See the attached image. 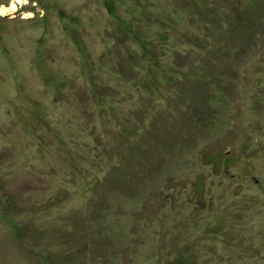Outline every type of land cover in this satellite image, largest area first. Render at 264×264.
I'll list each match as a JSON object with an SVG mask.
<instances>
[{"label": "rangeland", "instance_id": "1", "mask_svg": "<svg viewBox=\"0 0 264 264\" xmlns=\"http://www.w3.org/2000/svg\"><path fill=\"white\" fill-rule=\"evenodd\" d=\"M253 2L0 0V264H161L189 247L198 264H264ZM250 20L254 40H226ZM201 79L194 108L187 90ZM134 147L152 154L146 183L175 196L163 208L138 212L107 187L138 169ZM103 192L111 230L96 224L106 205L90 208Z\"/></svg>", "mask_w": 264, "mask_h": 264}, {"label": "trees", "instance_id": "2", "mask_svg": "<svg viewBox=\"0 0 264 264\" xmlns=\"http://www.w3.org/2000/svg\"><path fill=\"white\" fill-rule=\"evenodd\" d=\"M254 5L251 7V14L252 16H256V18L258 19V17L262 16L264 14V6L262 5V1L261 0H254ZM250 6V5H249ZM253 22L250 20L249 24L247 25V27L243 28V29H239V27L237 26V24H235V26L233 27L232 30L228 31L225 36H229L226 37V40H230V41H235L234 39H238L239 43H244L249 44L248 42L251 41L254 36L252 37V35H255L254 33L251 32V25ZM254 27V25H253ZM264 28V24L261 21V31ZM230 38V39H229ZM254 40V39H253ZM177 56L180 58V60H184L186 59L185 55H180V53H176ZM196 83L194 85H190L189 86V91L187 90V93L189 94V96H191L192 98V104L194 105V108H197V106L200 104L201 101L204 100L205 96L207 97V93L205 91V79H201V80H195ZM197 111H194V113H196ZM193 113V112H192ZM186 117L191 119L192 115L190 116L189 113H185ZM164 137V138H162ZM160 143V151H163L167 146H168V137L166 135V133L161 134V137L157 139ZM138 145V144H137ZM136 145V146H137ZM135 154L139 155L137 157V159H135ZM129 156L133 157L132 158L130 164L131 165H137L138 169L134 168L133 170H129V172L127 173V175H123L120 176L118 179H114L112 180L110 183H108L107 181L110 179L108 177L104 178L103 182H107V187H111V188H115L118 191L119 197L120 198H127L125 201L129 200L130 196L131 198H134L137 200L136 203V210L139 212H146L148 209L151 208H155L157 209V207L159 206V208H163L167 202H171L172 200H174L175 196H173L172 193H169V190L167 191H162L160 189H158V184H160L159 182L156 184H149L146 183V179L149 180H154V176H153V172L151 170V163H152V154H149L151 156L150 159H146L143 156V151L141 152L140 149H137L136 147H134L132 153L128 154ZM205 155V154H203ZM211 159H217L218 158V154L214 153L212 155H210ZM145 158V160H144ZM141 159V160H140ZM151 173V174H150ZM150 177V178H148ZM172 179H174L172 177ZM175 180V179H174ZM99 186L103 185V183L101 182H97ZM146 183V184H145ZM156 188V189H154ZM192 192H200V190L203 188V184H202V179H196V182L193 183L192 186ZM200 196V194H199ZM198 196V197H199ZM155 199L157 201V203H152V199ZM96 200V199H95ZM92 204L93 206L90 205V208H94L93 212H96L95 209V205H106L107 203V198L105 196V192L102 193L101 198H99V201L95 202ZM105 203V204H104ZM100 206V207H102ZM117 207H120L117 204ZM110 209H112V205L108 204L105 206L104 208V213L100 215V221H96L98 224V226L101 228L102 225H104L103 229L105 230H111V226H109L108 224L112 221V214L110 212ZM142 209V210H139ZM76 217H78V214L75 215ZM110 219L106 224V220ZM81 223H83V221H80ZM145 222V221H144ZM146 223V222H145ZM83 225V224H82ZM81 225V226H82ZM140 226V225H139ZM139 226L137 227V230L139 231ZM99 234L102 235V231L100 229ZM114 233H106L107 237H109V239L117 241V237H113ZM123 234H121L119 237H122ZM115 244H119L118 246H120V244H122V242H114ZM176 249V245L174 244L172 246V249ZM190 247L187 250V252L185 253H181V252H177L175 251L173 253V255L171 257H167L165 258L166 260L163 261L161 264H198L196 262V256L193 253V251L189 254L190 252ZM150 264H158L155 262H151Z\"/></svg>", "mask_w": 264, "mask_h": 264}]
</instances>
